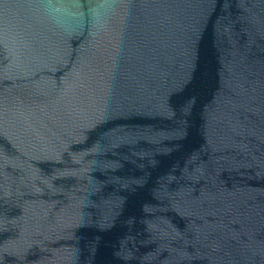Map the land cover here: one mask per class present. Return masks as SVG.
Returning <instances> with one entry per match:
<instances>
[{"label":"water","instance_id":"1","mask_svg":"<svg viewBox=\"0 0 264 264\" xmlns=\"http://www.w3.org/2000/svg\"><path fill=\"white\" fill-rule=\"evenodd\" d=\"M0 264H264V0H0Z\"/></svg>","mask_w":264,"mask_h":264}]
</instances>
